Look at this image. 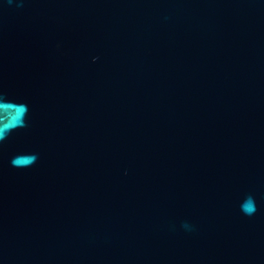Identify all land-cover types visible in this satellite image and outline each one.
<instances>
[{"label": "water", "instance_id": "water-1", "mask_svg": "<svg viewBox=\"0 0 264 264\" xmlns=\"http://www.w3.org/2000/svg\"><path fill=\"white\" fill-rule=\"evenodd\" d=\"M0 264H264V0H0Z\"/></svg>", "mask_w": 264, "mask_h": 264}, {"label": "clouds", "instance_id": "clouds-1", "mask_svg": "<svg viewBox=\"0 0 264 264\" xmlns=\"http://www.w3.org/2000/svg\"><path fill=\"white\" fill-rule=\"evenodd\" d=\"M247 210V209H246Z\"/></svg>", "mask_w": 264, "mask_h": 264}]
</instances>
